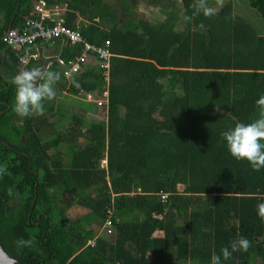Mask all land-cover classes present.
I'll use <instances>...</instances> for the list:
<instances>
[{"label":"trees","instance_id":"trees-1","mask_svg":"<svg viewBox=\"0 0 264 264\" xmlns=\"http://www.w3.org/2000/svg\"><path fill=\"white\" fill-rule=\"evenodd\" d=\"M37 1L0 0L4 249L17 264H211L214 252L222 264H264V220L256 207L264 201L254 198L264 196V169L234 158L221 136L259 117L264 0H247L255 14L224 0L215 16L201 13L191 21L185 17L192 16L194 0H167L155 19L136 16L135 3L125 0L122 7L108 0H45L67 4L65 25L79 30L82 41L62 36L13 49L5 34L25 28L22 16ZM107 41L110 66L90 51L82 71L72 73L77 88L60 68L82 55L86 42ZM52 45L60 47V61L50 67L61 73L56 98L44 102L43 115L20 117L10 81L21 57ZM89 93L105 98L106 119L69 115L62 109L68 101L58 100ZM65 196L74 199L68 204ZM73 205L87 210L78 221L67 214ZM108 218L111 232L104 228ZM30 236L34 246L17 247ZM240 236L250 241L248 251L223 261L221 249L231 251Z\"/></svg>","mask_w":264,"mask_h":264},{"label":"clouds","instance_id":"clouds-1","mask_svg":"<svg viewBox=\"0 0 264 264\" xmlns=\"http://www.w3.org/2000/svg\"><path fill=\"white\" fill-rule=\"evenodd\" d=\"M215 2L217 6L213 7L209 4V0H194L191 5L194 9L192 16H187L185 19L191 21L201 13L209 18L215 16L219 8L223 7L224 0H215ZM200 27L203 28L204 25L201 24ZM261 71L264 72V70ZM64 76L77 88L80 87L74 75L65 72ZM60 79L61 73L51 71L50 66L39 65L22 69L10 81L16 86L15 113L20 117L43 115L45 112L44 102L56 98L54 85ZM256 105L259 109V117L256 120L247 124L238 122L234 128L223 131L221 136L226 141L227 148L234 158L247 160L254 171H260L264 169V95L257 99ZM7 171V167L0 166V178ZM8 195H12L11 189L8 190ZM254 198L264 201V196L261 195H256ZM256 207L258 216L261 220H264V202L258 203ZM34 243V236H30L27 239L21 237L16 241L18 248H30L34 246ZM230 247L231 251H229L228 247L221 249L223 261L229 260L234 252H247L250 247V241L240 236L231 242ZM211 264H222L221 255H217L214 252L211 257Z\"/></svg>","mask_w":264,"mask_h":264},{"label":"built area","instance_id":"built-area-1","mask_svg":"<svg viewBox=\"0 0 264 264\" xmlns=\"http://www.w3.org/2000/svg\"><path fill=\"white\" fill-rule=\"evenodd\" d=\"M64 12L65 7H60L55 4L49 5L45 0H38L31 12L25 13L22 16L25 28H10L6 32L4 40L13 49L17 50L23 49L25 46L33 44L39 39L48 40L65 36L70 39L72 44L82 41V34L79 30L65 25ZM49 21L54 23L49 25ZM109 44L110 42L107 41L104 46H97L93 43L86 42L84 53L78 56L74 62H70L65 72L72 74L73 72L82 71L83 66L89 62L88 54L90 51H96L99 59L107 60L104 65L108 68L110 66L108 61L112 56L108 48ZM32 55L21 57V62H25L26 58ZM108 75L109 73L106 74V80H109ZM106 94L108 95V92ZM103 102L100 101V104ZM162 198L166 200L167 194H163ZM104 228H107L111 232L112 220L110 218L105 221ZM94 243L95 239L88 241V244L93 245Z\"/></svg>","mask_w":264,"mask_h":264},{"label":"rangeland","instance_id":"rangeland-1","mask_svg":"<svg viewBox=\"0 0 264 264\" xmlns=\"http://www.w3.org/2000/svg\"><path fill=\"white\" fill-rule=\"evenodd\" d=\"M109 2L116 5V7H122L121 0H108ZM126 2L135 3L134 12L136 16H146L148 18H157L158 12L159 16L161 15V10L165 8V4L167 0H159L158 2H155V0H125ZM177 4V0H172ZM236 1V0H235ZM240 2L239 10L243 13L248 14H255V11L249 8L247 0H237ZM64 7L63 5H61ZM127 13L125 12H119V15L123 17L124 19L127 17ZM126 16V17H125ZM256 16V15H255ZM68 101L65 105L66 108H62L63 110L67 111V114L70 115L72 112L73 114H76L78 116H84L87 120H91L93 118H98L100 120L106 119V107L105 105H101L100 101H104L105 98H103L100 94H95L94 96H88L86 95L83 98H73V96L69 95H63V97L58 98V100ZM58 102V101H57ZM56 110H59L58 107L55 108ZM57 118L51 117V121H55ZM82 140V139H81ZM81 142V141H80ZM83 143V140H82ZM64 202L70 204L71 201L74 199V197H63ZM87 210L83 207H80L79 205H73L70 206V208L67 210L68 216L78 221L80 216L84 214ZM102 233V232H101Z\"/></svg>","mask_w":264,"mask_h":264},{"label":"crops","instance_id":"crops-1","mask_svg":"<svg viewBox=\"0 0 264 264\" xmlns=\"http://www.w3.org/2000/svg\"><path fill=\"white\" fill-rule=\"evenodd\" d=\"M61 5H64V4H59L60 7ZM59 49H60L59 46L52 45L51 47H43L42 49L37 50L35 54H33L30 57H27L25 62L20 63V71L24 69L25 67L32 68V67L39 66V65H44L45 67H48V66L51 67L58 60L60 61ZM61 63L64 64L63 61H61ZM68 65L69 63L67 65L64 64L63 68H60L61 72L64 71L65 73V71L68 69ZM87 95L92 96L93 94L89 93ZM102 96L107 97L106 92H104Z\"/></svg>","mask_w":264,"mask_h":264},{"label":"water","instance_id":"water-1","mask_svg":"<svg viewBox=\"0 0 264 264\" xmlns=\"http://www.w3.org/2000/svg\"><path fill=\"white\" fill-rule=\"evenodd\" d=\"M0 263H4V264H17L18 263V260L14 258L13 256H11L1 244H0Z\"/></svg>","mask_w":264,"mask_h":264},{"label":"flooded vegetation","instance_id":"flooded-vegetation-1","mask_svg":"<svg viewBox=\"0 0 264 264\" xmlns=\"http://www.w3.org/2000/svg\"><path fill=\"white\" fill-rule=\"evenodd\" d=\"M59 5V4H58ZM65 5H67V4H64L63 6L65 7ZM25 64V63H24ZM0 264H4V263H0Z\"/></svg>","mask_w":264,"mask_h":264}]
</instances>
